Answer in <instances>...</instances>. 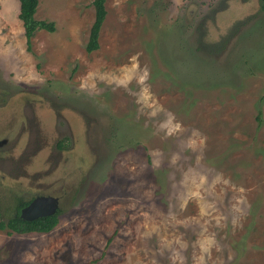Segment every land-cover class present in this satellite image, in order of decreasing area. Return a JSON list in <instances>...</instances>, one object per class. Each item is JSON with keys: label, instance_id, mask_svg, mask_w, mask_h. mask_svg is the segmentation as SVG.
Returning a JSON list of instances; mask_svg holds the SVG:
<instances>
[{"label": "rangeland", "instance_id": "rangeland-1", "mask_svg": "<svg viewBox=\"0 0 264 264\" xmlns=\"http://www.w3.org/2000/svg\"><path fill=\"white\" fill-rule=\"evenodd\" d=\"M93 2L0 0V264H264V0Z\"/></svg>", "mask_w": 264, "mask_h": 264}, {"label": "trees", "instance_id": "trees-1", "mask_svg": "<svg viewBox=\"0 0 264 264\" xmlns=\"http://www.w3.org/2000/svg\"><path fill=\"white\" fill-rule=\"evenodd\" d=\"M107 0H94L95 6V20L91 28L89 41L86 45V49L92 52L99 48V37L102 25L107 17ZM39 5V0H20V13L19 18L21 19L24 27V34L26 37L27 49L32 51V40L35 33L39 29H47L49 31L55 30V23L53 21L37 19L35 14ZM27 201L19 202L17 209L20 211ZM61 209L53 215L42 216L34 220H26L20 216L19 213L9 217L6 220L0 221V228H6L9 231L18 233L28 232H49L59 223V214Z\"/></svg>", "mask_w": 264, "mask_h": 264}, {"label": "water", "instance_id": "water-1", "mask_svg": "<svg viewBox=\"0 0 264 264\" xmlns=\"http://www.w3.org/2000/svg\"><path fill=\"white\" fill-rule=\"evenodd\" d=\"M60 208V199L53 195H39L22 208L21 217L34 220L41 216L53 215Z\"/></svg>", "mask_w": 264, "mask_h": 264}, {"label": "crops", "instance_id": "crops-1", "mask_svg": "<svg viewBox=\"0 0 264 264\" xmlns=\"http://www.w3.org/2000/svg\"><path fill=\"white\" fill-rule=\"evenodd\" d=\"M4 7L6 8H10V5L8 4V2H6V5L3 4ZM16 13L19 15L20 13V0H19V5H18V8L16 9ZM17 16V15H16ZM18 18V17H17ZM15 22V21H14ZM23 24V23H22ZM23 30H24V27H23Z\"/></svg>", "mask_w": 264, "mask_h": 264}, {"label": "flooded vegetation", "instance_id": "flooded-vegetation-1", "mask_svg": "<svg viewBox=\"0 0 264 264\" xmlns=\"http://www.w3.org/2000/svg\"><path fill=\"white\" fill-rule=\"evenodd\" d=\"M39 195H45V194H36V196H34L31 200H28L27 201V203L23 206V207H25L26 205H28L35 197H37V196H39ZM23 207H21V209H20V211H18L17 210V213H19L20 214V216H21V210H22V208ZM42 217V216H41ZM39 218V217H38Z\"/></svg>", "mask_w": 264, "mask_h": 264}]
</instances>
